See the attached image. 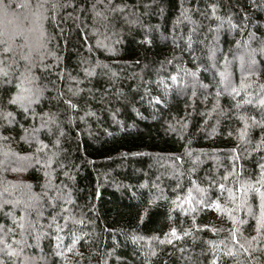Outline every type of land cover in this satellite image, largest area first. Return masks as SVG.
<instances>
[{"label":"trees","instance_id":"obj_1","mask_svg":"<svg viewBox=\"0 0 264 264\" xmlns=\"http://www.w3.org/2000/svg\"><path fill=\"white\" fill-rule=\"evenodd\" d=\"M50 4L35 116L0 82L1 264H264V0Z\"/></svg>","mask_w":264,"mask_h":264},{"label":"snow or ice","instance_id":"obj_2","mask_svg":"<svg viewBox=\"0 0 264 264\" xmlns=\"http://www.w3.org/2000/svg\"><path fill=\"white\" fill-rule=\"evenodd\" d=\"M56 7V4H50V0H0V82L4 85L15 83L16 91L10 94L9 103L18 104L25 113L31 112L33 116L35 112L32 111V104L43 95L44 91L35 84L40 77L36 75L34 69L39 68L41 72L48 71L53 65L46 64L44 61L49 56L54 57L55 60L59 59L48 48L50 37L45 28V22H56L54 11ZM85 71L88 70L85 69ZM13 73L18 75L14 76ZM232 91L236 92L237 89L233 88ZM63 95L62 92H58L59 97L62 98ZM65 102L71 109L77 107L71 100ZM260 103L264 104V99H261ZM2 115L6 119L13 116L11 112H3ZM43 116H47L49 121L54 119L48 113H43ZM7 122L11 123L12 120L8 119ZM40 127L47 128L49 125L42 120ZM37 130L33 129V133ZM243 134L241 131V138ZM256 191L260 199V211L257 217L259 230L261 226H264V191H260L259 188ZM215 206L218 210H223L218 203ZM171 231L175 234L176 229L173 228ZM233 238L235 239V232H233Z\"/></svg>","mask_w":264,"mask_h":264},{"label":"rangeland","instance_id":"obj_3","mask_svg":"<svg viewBox=\"0 0 264 264\" xmlns=\"http://www.w3.org/2000/svg\"><path fill=\"white\" fill-rule=\"evenodd\" d=\"M254 66H255V65H254ZM0 163H1V167H5V166L7 167L8 164L10 165L8 159H7V160L2 159V161H1ZM3 202L7 203V202H9V199L5 198ZM9 203H10V202H9ZM0 204H1V203H0ZM34 244H35V243H34ZM1 262H3V261L0 260V264H1Z\"/></svg>","mask_w":264,"mask_h":264}]
</instances>
